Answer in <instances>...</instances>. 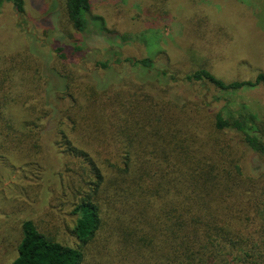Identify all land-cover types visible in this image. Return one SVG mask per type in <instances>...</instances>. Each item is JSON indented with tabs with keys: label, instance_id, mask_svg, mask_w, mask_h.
Returning <instances> with one entry per match:
<instances>
[{
	"label": "trees",
	"instance_id": "obj_1",
	"mask_svg": "<svg viewBox=\"0 0 264 264\" xmlns=\"http://www.w3.org/2000/svg\"><path fill=\"white\" fill-rule=\"evenodd\" d=\"M6 3L23 16V0H0V14ZM66 15L83 38L72 52L108 35L90 0H67ZM38 44L0 61V168L30 170L12 187L20 211L43 203L47 142L63 169L40 216L19 222L10 264H264V167H246L252 155L264 162V123L159 91L172 80L237 92L264 86V73L179 77L152 56L100 61L78 80L54 65L65 46Z\"/></svg>",
	"mask_w": 264,
	"mask_h": 264
},
{
	"label": "rangeland",
	"instance_id": "obj_2",
	"mask_svg": "<svg viewBox=\"0 0 264 264\" xmlns=\"http://www.w3.org/2000/svg\"><path fill=\"white\" fill-rule=\"evenodd\" d=\"M66 1L23 0V16L13 4H4L0 14V61L24 52L37 40L39 49L45 52L48 43L65 46L66 60L56 57L54 65L78 80L88 79L87 70L100 61L125 62L152 56L157 69L166 66L179 77L208 69L230 83L254 80L264 73V0H90L92 14L103 18L108 35L91 34L86 47L80 45L85 48L77 53L72 50L83 38L68 22ZM169 81V89L162 86L159 91L171 90V94L188 101L204 102L214 115L223 110L227 117L264 123V86L223 92L210 84ZM133 82L129 79L126 84ZM8 114L18 123L34 121L35 117L30 111L14 107ZM46 150L43 203L31 210H19L13 201L18 195L12 189L27 186L22 178H27L30 170L16 162H11L7 170L0 168V264H10L17 256L19 222L38 218L49 197L60 187L63 159L50 141ZM256 160L254 155L247 159V169L264 167L262 160Z\"/></svg>",
	"mask_w": 264,
	"mask_h": 264
}]
</instances>
